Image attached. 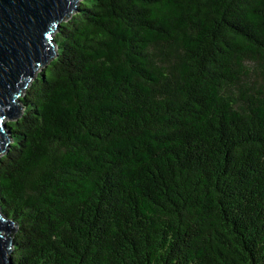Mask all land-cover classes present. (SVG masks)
Listing matches in <instances>:
<instances>
[{"label": "trees", "instance_id": "16d2710c", "mask_svg": "<svg viewBox=\"0 0 264 264\" xmlns=\"http://www.w3.org/2000/svg\"><path fill=\"white\" fill-rule=\"evenodd\" d=\"M0 156L12 264H264V0H79Z\"/></svg>", "mask_w": 264, "mask_h": 264}, {"label": "water", "instance_id": "95a60500", "mask_svg": "<svg viewBox=\"0 0 264 264\" xmlns=\"http://www.w3.org/2000/svg\"><path fill=\"white\" fill-rule=\"evenodd\" d=\"M79 0H0V156L9 148L7 120L20 116L19 96L55 57L59 22ZM14 224L0 210V264H12L9 233Z\"/></svg>", "mask_w": 264, "mask_h": 264}, {"label": "rangeland", "instance_id": "374dc122", "mask_svg": "<svg viewBox=\"0 0 264 264\" xmlns=\"http://www.w3.org/2000/svg\"><path fill=\"white\" fill-rule=\"evenodd\" d=\"M8 121L7 119H5V122Z\"/></svg>", "mask_w": 264, "mask_h": 264}]
</instances>
